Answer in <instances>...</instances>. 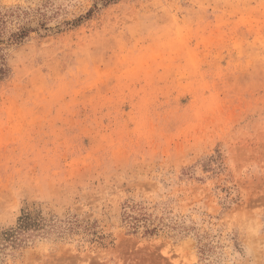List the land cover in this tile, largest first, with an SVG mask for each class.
I'll return each instance as SVG.
<instances>
[{"label":"rangeland","instance_id":"obj_1","mask_svg":"<svg viewBox=\"0 0 264 264\" xmlns=\"http://www.w3.org/2000/svg\"><path fill=\"white\" fill-rule=\"evenodd\" d=\"M0 13V264H264V0Z\"/></svg>","mask_w":264,"mask_h":264},{"label":"trees","instance_id":"obj_2","mask_svg":"<svg viewBox=\"0 0 264 264\" xmlns=\"http://www.w3.org/2000/svg\"><path fill=\"white\" fill-rule=\"evenodd\" d=\"M3 24H5V16L0 13V81L3 80L8 74L6 57L3 52V44H10L12 43L11 41L18 42L26 35L25 30H20L19 32H12L8 38H5L3 36ZM46 225V219L42 215L41 211L23 210L15 227H11L0 232V244L7 242L12 244L17 243L25 232L29 230L40 231L44 229Z\"/></svg>","mask_w":264,"mask_h":264}]
</instances>
